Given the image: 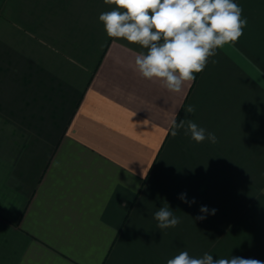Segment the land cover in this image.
<instances>
[{
	"label": "crops",
	"instance_id": "obj_1",
	"mask_svg": "<svg viewBox=\"0 0 264 264\" xmlns=\"http://www.w3.org/2000/svg\"><path fill=\"white\" fill-rule=\"evenodd\" d=\"M234 2L243 35L175 93L106 35L114 4L0 0V264L264 261V0ZM167 204L180 223L160 230Z\"/></svg>",
	"mask_w": 264,
	"mask_h": 264
},
{
	"label": "clouds",
	"instance_id": "obj_2",
	"mask_svg": "<svg viewBox=\"0 0 264 264\" xmlns=\"http://www.w3.org/2000/svg\"><path fill=\"white\" fill-rule=\"evenodd\" d=\"M114 4L111 11L102 12L99 21L103 23L109 38L124 39L129 43L139 44L147 51L135 56V67L140 75L147 79L163 81L169 91L179 93L185 82L195 80V73L206 67L209 58L217 55V49L226 44L235 43L243 35L247 19L242 18L243 9L234 0H104ZM124 10V11H121ZM212 63H217L212 60ZM196 108L189 105L187 114H194ZM135 115V114H134ZM181 129L190 134L196 143L205 140L215 144L214 133L198 126L191 119L170 121V134L175 137ZM185 203L186 194L179 196ZM203 220L209 213L207 206H201ZM160 230L176 227L180 219L167 205L154 214ZM167 264H264V261L239 256L214 259L204 253L202 257L190 256L187 251L167 260Z\"/></svg>",
	"mask_w": 264,
	"mask_h": 264
}]
</instances>
